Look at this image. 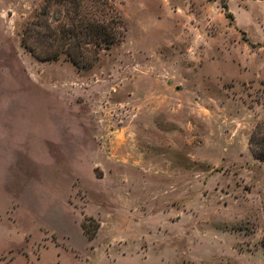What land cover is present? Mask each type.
Returning <instances> with one entry per match:
<instances>
[{
    "label": "rangeland",
    "instance_id": "374dc122",
    "mask_svg": "<svg viewBox=\"0 0 264 264\" xmlns=\"http://www.w3.org/2000/svg\"><path fill=\"white\" fill-rule=\"evenodd\" d=\"M253 138L264 0H0V264H264Z\"/></svg>",
    "mask_w": 264,
    "mask_h": 264
},
{
    "label": "trees",
    "instance_id": "16d2710c",
    "mask_svg": "<svg viewBox=\"0 0 264 264\" xmlns=\"http://www.w3.org/2000/svg\"><path fill=\"white\" fill-rule=\"evenodd\" d=\"M49 3L50 1H47V3L43 6V8L41 9L40 12L37 13L35 21H33V23L31 24V26L28 28L27 33L25 34V37L23 39V43L26 42L27 39L30 38V34L28 33L29 30L31 31H37V29H39V27L43 26L44 23V17L46 15V11L49 8ZM117 26L109 28V24L107 22H98L94 25V28L91 30L90 32V38L87 40V44L92 45L93 48H97L93 49L91 47V49H89L88 51H98V49H102V47H110L111 45H113L116 41H117V36L119 34V31L117 32ZM60 33H65L66 31H64L65 29L60 27ZM75 38L76 35H74ZM65 39V37H64ZM25 48L34 56L38 57L39 59H44V60H56L59 58V56L62 53H66L67 56L69 57V59L73 62V64L77 67H80V60L82 59V52H79L80 55H76L74 53H71L68 50H62V51H54L52 52L51 55L47 56V57H41L39 54L36 53V48L28 45V44H24ZM260 131V126L256 127V132ZM256 134V133H255ZM253 144L255 146V148L260 149L262 152L259 153L258 157L261 159H264V145H259V142L254 140L253 138Z\"/></svg>",
    "mask_w": 264,
    "mask_h": 264
}]
</instances>
